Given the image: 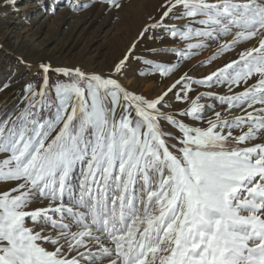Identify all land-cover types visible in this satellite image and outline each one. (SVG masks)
<instances>
[{
	"label": "snow or ice",
	"instance_id": "1",
	"mask_svg": "<svg viewBox=\"0 0 264 264\" xmlns=\"http://www.w3.org/2000/svg\"><path fill=\"white\" fill-rule=\"evenodd\" d=\"M160 8L107 72L40 63L24 107L0 118V264H264V0ZM155 29L189 41L175 62L143 61L163 78L209 42L201 67L255 43L145 95L119 77Z\"/></svg>",
	"mask_w": 264,
	"mask_h": 264
},
{
	"label": "rangeland",
	"instance_id": "2",
	"mask_svg": "<svg viewBox=\"0 0 264 264\" xmlns=\"http://www.w3.org/2000/svg\"><path fill=\"white\" fill-rule=\"evenodd\" d=\"M162 3L163 0H125V7L117 11L99 0H15L14 5L8 0H0V118L14 108L18 114V110L24 107L21 98L25 85L29 82L38 85L41 80L40 63L107 72L114 61L123 57L140 28L146 22L151 23L148 17L159 19ZM165 23L180 27L189 21L173 18ZM188 42L173 40L161 29L153 30L137 44L128 66L119 77L121 83L145 95L158 93L185 72L193 77L210 74L238 59L241 51L255 43H244L201 67L200 63L212 57L219 47V42H209L208 48L182 62L169 78L154 73L151 65L143 63L144 60L175 62L177 58L171 49L183 48ZM194 66L195 71L192 70ZM49 80L50 83L57 80L56 74L49 73ZM254 82L255 77L249 84ZM5 84L8 87H4ZM213 90L223 93L227 88ZM239 114V110H234L229 118ZM7 187V184L0 185V189Z\"/></svg>",
	"mask_w": 264,
	"mask_h": 264
}]
</instances>
